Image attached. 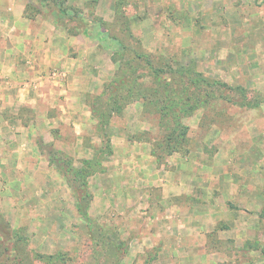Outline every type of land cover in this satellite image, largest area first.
Masks as SVG:
<instances>
[{
    "label": "rangeland",
    "instance_id": "1",
    "mask_svg": "<svg viewBox=\"0 0 264 264\" xmlns=\"http://www.w3.org/2000/svg\"><path fill=\"white\" fill-rule=\"evenodd\" d=\"M25 1L80 59L3 165L0 264H264V0Z\"/></svg>",
    "mask_w": 264,
    "mask_h": 264
},
{
    "label": "crops",
    "instance_id": "2",
    "mask_svg": "<svg viewBox=\"0 0 264 264\" xmlns=\"http://www.w3.org/2000/svg\"><path fill=\"white\" fill-rule=\"evenodd\" d=\"M26 14L25 0H0V178L12 175V167L5 169L3 165L31 159L28 156L33 154L37 136L44 135L43 124L40 134L34 132L39 129V124H33L34 113L36 120L45 119L47 128H54L47 112L51 99L60 97L65 87L57 77L41 81L38 76L53 68L56 73L70 71L69 64L80 59L73 56L78 44L67 46L60 28L41 18L29 19ZM77 70L73 67L69 76L75 77ZM57 116L51 121L62 120V113Z\"/></svg>",
    "mask_w": 264,
    "mask_h": 264
},
{
    "label": "trees",
    "instance_id": "3",
    "mask_svg": "<svg viewBox=\"0 0 264 264\" xmlns=\"http://www.w3.org/2000/svg\"><path fill=\"white\" fill-rule=\"evenodd\" d=\"M63 12H66V9H65V11L63 10ZM188 80H189V78H188ZM176 83H177V82H176ZM209 86L211 87V84H209ZM183 130L185 131V128H184V127L182 128L181 132H182ZM183 133H184V132H182V134H183ZM178 136H179V135H178ZM170 138H171V137H170ZM184 141H185V139H184ZM180 145H181V143H180V144H177V146H175V147H179ZM178 149H179V148H175L173 151H178ZM173 151H171V152H173ZM171 152H170V153H171ZM0 225H3V224H0ZM1 227H2V226H1ZM7 234H8V233H7ZM7 234H6V235H7Z\"/></svg>",
    "mask_w": 264,
    "mask_h": 264
}]
</instances>
